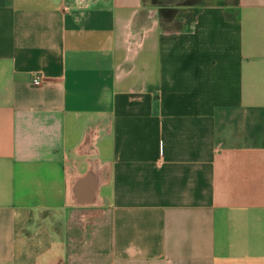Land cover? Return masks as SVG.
Masks as SVG:
<instances>
[{"label":"crops","instance_id":"obj_1","mask_svg":"<svg viewBox=\"0 0 264 264\" xmlns=\"http://www.w3.org/2000/svg\"><path fill=\"white\" fill-rule=\"evenodd\" d=\"M191 8L0 0V264H264V0Z\"/></svg>","mask_w":264,"mask_h":264},{"label":"rangeland","instance_id":"obj_2","mask_svg":"<svg viewBox=\"0 0 264 264\" xmlns=\"http://www.w3.org/2000/svg\"><path fill=\"white\" fill-rule=\"evenodd\" d=\"M233 0H145L149 5L159 8L162 14L166 15L163 11L168 9L172 14L179 12H189L191 7L199 3H213V2H232Z\"/></svg>","mask_w":264,"mask_h":264},{"label":"trees","instance_id":"obj_3","mask_svg":"<svg viewBox=\"0 0 264 264\" xmlns=\"http://www.w3.org/2000/svg\"><path fill=\"white\" fill-rule=\"evenodd\" d=\"M164 9L163 11L165 12L166 15L162 14L163 12L160 11V15L163 19L165 18H170L171 16H173V14L171 13V11H169L168 9L162 8Z\"/></svg>","mask_w":264,"mask_h":264},{"label":"built area","instance_id":"obj_4","mask_svg":"<svg viewBox=\"0 0 264 264\" xmlns=\"http://www.w3.org/2000/svg\"><path fill=\"white\" fill-rule=\"evenodd\" d=\"M40 80H41V77L39 76V75H34L33 76V78H32V83L34 84V85H37V84H39L40 83Z\"/></svg>","mask_w":264,"mask_h":264}]
</instances>
